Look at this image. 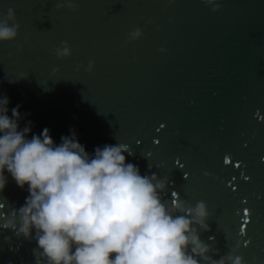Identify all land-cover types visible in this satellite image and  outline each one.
<instances>
[{
    "label": "water",
    "instance_id": "95a60500",
    "mask_svg": "<svg viewBox=\"0 0 264 264\" xmlns=\"http://www.w3.org/2000/svg\"><path fill=\"white\" fill-rule=\"evenodd\" d=\"M217 2L213 11L203 0H73L72 10L0 0V16L12 8L18 24L0 41V94L9 115L19 105L21 126L32 122L29 137L47 127L59 143L74 129L89 153L126 143L141 174L172 181L165 198L205 202L200 238L218 250L213 258L240 240L235 253L264 264V0ZM134 28L141 35L128 39ZM61 41L69 56L55 55ZM5 174L7 214L28 192ZM4 235L12 232L0 230V264H33L35 240L13 237L10 250Z\"/></svg>",
    "mask_w": 264,
    "mask_h": 264
},
{
    "label": "clouds",
    "instance_id": "9594fccd",
    "mask_svg": "<svg viewBox=\"0 0 264 264\" xmlns=\"http://www.w3.org/2000/svg\"><path fill=\"white\" fill-rule=\"evenodd\" d=\"M203 3L213 11L220 7L217 0ZM55 7L75 10L76 5L56 0ZM17 32L14 10L8 8L0 16V41L14 39ZM140 35L134 28L128 39ZM54 53L69 56L70 47L61 41ZM91 69L89 61L86 70ZM8 103L0 94V191L7 173L28 192L22 205H11L7 214L0 211V230L12 232L3 237L10 250L19 248L15 237L35 240L33 264H247L235 253L240 240L232 251L213 258L218 250L200 238V231L209 229L205 202L165 198L172 181L156 172L141 174L126 160L125 153L132 155L126 143H105L89 153L74 129L59 143L47 127L29 137L32 122L21 126L19 105L9 115Z\"/></svg>",
    "mask_w": 264,
    "mask_h": 264
},
{
    "label": "snow or ice",
    "instance_id": "6c2138e0",
    "mask_svg": "<svg viewBox=\"0 0 264 264\" xmlns=\"http://www.w3.org/2000/svg\"><path fill=\"white\" fill-rule=\"evenodd\" d=\"M161 127H163V125H161ZM137 143H139V141H137ZM227 160H228V157L226 156V157H225V162H227ZM186 175H187V174L185 173V176H186ZM178 195H179V194H178L176 191H172V192L170 193V197H171V198H176V197H178ZM241 211L244 213V215L241 217V219H242L243 221H248L249 218H250L249 215H248L249 209L244 208V209H242ZM238 231L241 232V233H243V232L245 231V228H244V225H243V224L240 225ZM243 242H244V241H243ZM243 242H242V243H243Z\"/></svg>",
    "mask_w": 264,
    "mask_h": 264
}]
</instances>
